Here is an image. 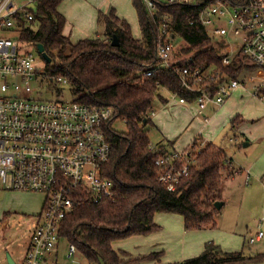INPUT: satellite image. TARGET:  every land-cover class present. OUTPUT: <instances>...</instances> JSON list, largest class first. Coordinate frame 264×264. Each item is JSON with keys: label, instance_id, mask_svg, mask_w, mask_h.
Listing matches in <instances>:
<instances>
[{"label": "trees", "instance_id": "trees-1", "mask_svg": "<svg viewBox=\"0 0 264 264\" xmlns=\"http://www.w3.org/2000/svg\"><path fill=\"white\" fill-rule=\"evenodd\" d=\"M61 1H40L31 25L20 32L19 41L35 47L42 44L50 58L49 62L42 58L46 64L45 77L50 81L54 76L66 78L75 101L111 109L112 116L104 126L111 153L102 170L103 176L113 181L118 198L116 203H93L83 197L61 223L59 238L73 245L87 264H141L156 259L158 253L128 259V253L115 249L113 242L156 231V213L179 214L186 230L214 228L219 210L214 203L222 201L219 188L229 172L222 148L208 142L194 154L187 175L174 191L166 190L157 181L160 169L154 160L168 151L160 143H154L157 150L148 148L151 142L148 126L152 124L150 115L155 100H165L158 88L177 92L188 101L195 97L181 86L171 70L157 68L160 24L170 20L174 47H180L181 54H193L190 67L211 73L214 78L207 82L213 86L258 67L239 53L225 65L223 48L215 45L218 40L199 24H189L196 17V10L189 5H162L150 15L140 0H133L139 38L133 36L125 19L114 12H99L97 22L103 27V35L73 43L64 34L65 19L57 10ZM113 35L118 40L116 46L111 44ZM148 69H153V74L146 75ZM122 120L125 129L119 130L115 125ZM195 147L196 143L191 148ZM169 264H264V252L246 254L244 249L223 252L213 242H207L198 256Z\"/></svg>", "mask_w": 264, "mask_h": 264}, {"label": "built area", "instance_id": "built-area-1", "mask_svg": "<svg viewBox=\"0 0 264 264\" xmlns=\"http://www.w3.org/2000/svg\"><path fill=\"white\" fill-rule=\"evenodd\" d=\"M40 1L0 0V188L45 196L43 210L37 216L19 264H46L50 260L61 223L83 197L93 203H116L118 198L113 181L104 177L102 170L111 153L104 131L112 116L111 109L73 98L44 101L30 96V83L36 76L33 54L19 51L18 46L23 45L19 41L20 32L31 25ZM140 1L150 15L162 5L193 7L196 17L189 24H199L218 40L216 43L225 53V65L239 53L264 71V0ZM172 38L170 20L166 19L159 26L157 68L171 70L181 86L195 97L188 101L165 87H159L158 91H166L168 100L193 102L201 114L208 107L221 106L240 86L239 81L231 79L211 85L207 80H213L214 76L191 68L194 55L177 54ZM153 72L148 69L145 74ZM51 81L54 86L67 85L62 76H54ZM197 140L199 144L194 150H168L154 160L160 169L157 181L166 190L174 191L187 175L194 154L204 146V142ZM148 148L157 150L152 142ZM263 236V231H258L248 239V244ZM75 253V247L69 245L68 256Z\"/></svg>", "mask_w": 264, "mask_h": 264}, {"label": "rangeland", "instance_id": "rangeland-1", "mask_svg": "<svg viewBox=\"0 0 264 264\" xmlns=\"http://www.w3.org/2000/svg\"><path fill=\"white\" fill-rule=\"evenodd\" d=\"M113 1L62 0L61 5L67 4L68 10L72 13H69L71 18L68 20V29L72 27L74 31L77 30L79 27L76 20H85L88 25L92 23L93 28L92 32L87 34V36L96 34L102 36L104 31L103 27L97 22L98 16L91 18L90 14L91 11L94 14L96 9L101 7V11L108 10L105 13L102 12L104 14L113 12ZM127 1L122 0L125 5H129L134 11L131 1ZM100 3L102 4L101 7H99ZM103 8L105 9L103 10ZM97 13L98 11H96ZM129 22L132 23L130 27L133 36L139 38L141 33L138 22H133L131 19ZM74 36L71 35L70 38L73 39ZM215 45L219 46L218 43H215ZM182 46L186 47V44ZM179 48L174 49L177 54L180 53ZM18 49L19 51H30L33 54L32 60L36 76L30 83L32 89L30 96L32 98L44 101L71 100L73 98L67 85L54 86V83L45 77L47 75L46 64L35 46L23 44L19 45ZM258 70L261 71L262 69L258 68ZM158 93L164 99H167L166 91L159 90ZM158 100H155L152 109L155 112L154 115H150L152 122L148 126L150 127L148 133L150 141L155 144H163L168 150L179 152L194 150L191 147H193L194 143L198 145L199 141L195 140L191 144L190 142L198 131V122L195 120L196 125L190 124L192 122L188 119H183L181 114L178 113L177 107L173 106V103L163 107ZM195 117L200 120L201 125L205 124L202 114ZM115 126L119 130L125 129V124L122 122L117 123ZM192 131L196 133L192 135ZM223 135H225L224 132L220 133L214 143L226 146L228 143L227 139L222 143L219 141ZM227 135L228 138L231 133ZM200 141L204 142L202 139ZM206 143L208 142H204V144ZM236 143L237 146L234 144L232 148H229L232 149L231 151L235 150L234 159L238 161V157H241L240 159L244 158L241 138ZM245 171L246 168L242 167L239 170L240 173L235 174L234 179L229 178L230 180L222 182L219 188V195L224 201V205L216 213L214 228L186 230L184 220L179 214L156 213L154 215V223L158 226L156 231L147 235H133L116 240L113 242L114 248L127 252V256L131 258H141L151 253H158L156 259L141 261L142 264L181 262L198 256L207 242H213L222 251L244 249L246 254L264 252V236L260 241L248 244V239L251 236H255L258 231H263L264 233V185L252 175H250L246 185ZM230 183H233V185ZM44 200L45 196L38 192L0 188V264H6V252L9 251L10 244L15 246L14 249H17L18 253H22L25 250L28 236L35 227L37 216L43 210V208L42 210L40 208L45 202ZM261 219L263 220L262 222H260ZM6 248L8 249L7 251ZM68 249L69 242L64 238H59L54 249V255L51 256L46 264H87L78 252L69 257ZM12 256L14 261L18 262L19 257H17L15 252ZM123 264L133 263L125 262Z\"/></svg>", "mask_w": 264, "mask_h": 264}, {"label": "crops", "instance_id": "crops-1", "mask_svg": "<svg viewBox=\"0 0 264 264\" xmlns=\"http://www.w3.org/2000/svg\"><path fill=\"white\" fill-rule=\"evenodd\" d=\"M130 1L133 6V0ZM125 2L128 1L125 0ZM101 3L99 4L100 6L98 5L99 7L102 6ZM61 4L62 1L59 3L57 10L65 19L64 34L73 43L85 37H88L87 34L92 32L93 30L92 23H89L88 25V23H86L85 20H80V21L76 20L79 28L75 31L72 27L68 29V25H69L68 20L71 18L70 14L72 13L68 10L69 8L67 4L65 5H61ZM112 5L114 7L113 12L115 11L114 14L116 13L115 14L116 16H118L121 19H125L130 25H132V23L129 22L130 19L131 21L137 23V14L134 6H133L134 11H133L132 8L129 5L128 6L125 5V3L122 2V0H114ZM97 9L96 11H98V13L99 12L105 13L108 11L107 9L105 11H101L100 9H102V7ZM104 9L105 8H103V10ZM96 11L94 14L91 11L90 14L91 18L96 15L98 16V13L96 14ZM71 35L73 36L75 35L73 39L70 38ZM237 80L239 81L240 86L232 92V94L226 99V101L221 106L208 107L204 111L202 115L205 124L202 125L200 120L197 117H195L196 115H201V113L198 112V109L193 102H189L187 104H181L176 100H167V99H165L164 101L159 99L158 102L163 107H166L170 103H173V106L177 107L178 113L181 114L183 119H188L190 122H192L190 124L193 125L194 124L196 125V123L194 122L195 120L198 122L197 123L198 131L197 133L194 132L196 133V135H194L193 131L191 132L193 133L192 135L194 136L191 138L192 141L190 142V144L197 139L200 140L202 139L204 140V142L214 143L217 137L220 136V133L223 132L225 133V135H223V137L219 139V141H221L222 143L225 139H227L228 141L227 145L222 146L216 144L217 146L222 148L226 156L227 164L229 166V172L225 175L223 181L225 180L228 181L229 178L234 179L235 174L240 173L239 170L242 169V167H245L246 185L248 184L250 175L254 176L255 178H258L260 180V183L264 185V181H263L264 180V71L262 70L260 71L258 70V68L249 69L240 73L238 75ZM229 133H231V136L227 138L228 136L227 134ZM240 138L242 142V149H243L242 154L244 158L240 159L241 157H238V161H236L234 159L235 150L233 149V151H231L232 150L231 148L234 146V144L235 146H237L236 142L239 141ZM230 184L233 185V183ZM44 203L45 202H43L40 210H42ZM28 239L26 243V248L28 244ZM9 247H10L9 251L6 252V264H8L7 255H9L13 259L12 254L14 252L16 253L17 257H19V260L18 262H16L13 259V261L15 262V264H19L22 261L26 248L22 253L21 252L18 253L17 249L16 250L14 249L15 246L13 244H10ZM7 250L8 249L6 248V251ZM236 251H240V250H234V251L224 250L223 252H236ZM128 259L133 260L138 258L128 257Z\"/></svg>", "mask_w": 264, "mask_h": 264}, {"label": "water", "instance_id": "water-1", "mask_svg": "<svg viewBox=\"0 0 264 264\" xmlns=\"http://www.w3.org/2000/svg\"><path fill=\"white\" fill-rule=\"evenodd\" d=\"M111 44H112L113 46L118 45V40H117L116 35H113V37H112V41H111ZM36 48H37L38 53L41 55V57H42L44 60H46L47 62H49V61H50V58H49V57L47 56V54L45 53L42 44H37V45H36ZM214 205H215V207H216L217 209H220L221 206L223 205V201H216V202L214 203ZM7 263H8V264H15V262L13 261V259H12L9 255H7Z\"/></svg>", "mask_w": 264, "mask_h": 264}]
</instances>
